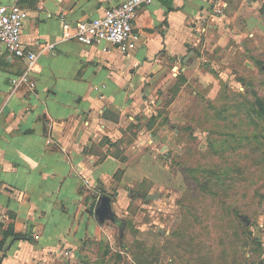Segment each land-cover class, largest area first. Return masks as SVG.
Returning <instances> with one entry per match:
<instances>
[{"label": "crops", "instance_id": "crops-1", "mask_svg": "<svg viewBox=\"0 0 264 264\" xmlns=\"http://www.w3.org/2000/svg\"><path fill=\"white\" fill-rule=\"evenodd\" d=\"M121 1L0 0L28 11L23 41L29 49L45 48L36 89L13 92L12 78L26 62L0 44V264H78L84 244L101 238L103 223L114 218L108 193L157 178L147 154L128 148L126 156L134 155L126 163L104 144L107 135L118 138L125 118L145 111L147 92L151 87L154 94L170 69L195 67L200 80L213 82L201 65L225 62L238 14L244 12L245 24L262 26L246 0H154L139 8V42L126 52L63 38L66 23L99 16ZM84 177L109 197L102 220L95 213L98 195Z\"/></svg>", "mask_w": 264, "mask_h": 264}, {"label": "rangeland", "instance_id": "rangeland-1", "mask_svg": "<svg viewBox=\"0 0 264 264\" xmlns=\"http://www.w3.org/2000/svg\"><path fill=\"white\" fill-rule=\"evenodd\" d=\"M245 4L262 26L237 15L225 62L201 65L213 82L195 67L170 69L145 111L107 135L126 163L128 148L147 154L157 178L108 193L114 218L78 264H264V0Z\"/></svg>", "mask_w": 264, "mask_h": 264}, {"label": "built area", "instance_id": "built-area-1", "mask_svg": "<svg viewBox=\"0 0 264 264\" xmlns=\"http://www.w3.org/2000/svg\"><path fill=\"white\" fill-rule=\"evenodd\" d=\"M153 1L123 0L106 8L99 16L66 23L63 38L76 40L86 45L115 46L126 52L135 48L139 42V35L134 31V22L139 8ZM216 11L223 13V7H218ZM27 17L28 11L19 3H0V44L9 53L23 58L26 62L25 70L12 78L13 92L22 88L30 91L36 89L34 72L39 63V57L45 49L33 50L25 45L22 33ZM48 47L53 48L54 45ZM84 183L98 192L90 178L84 177Z\"/></svg>", "mask_w": 264, "mask_h": 264}, {"label": "water", "instance_id": "water-1", "mask_svg": "<svg viewBox=\"0 0 264 264\" xmlns=\"http://www.w3.org/2000/svg\"><path fill=\"white\" fill-rule=\"evenodd\" d=\"M149 197H151V195H149L148 198ZM108 202H109V197L107 195H105V196L101 197L100 203L95 208V213L98 215V217L101 220L104 219L106 216L109 215V212H108ZM243 219L246 222V224H249L250 223V220L248 219L247 216H244Z\"/></svg>", "mask_w": 264, "mask_h": 264}]
</instances>
